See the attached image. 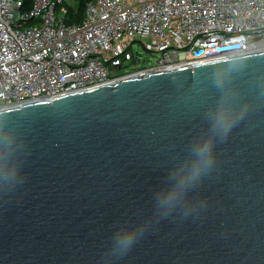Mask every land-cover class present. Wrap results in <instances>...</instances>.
<instances>
[{"label": "water", "instance_id": "water-1", "mask_svg": "<svg viewBox=\"0 0 264 264\" xmlns=\"http://www.w3.org/2000/svg\"><path fill=\"white\" fill-rule=\"evenodd\" d=\"M0 264H264V50L0 110Z\"/></svg>", "mask_w": 264, "mask_h": 264}, {"label": "built area", "instance_id": "built-area-1", "mask_svg": "<svg viewBox=\"0 0 264 264\" xmlns=\"http://www.w3.org/2000/svg\"><path fill=\"white\" fill-rule=\"evenodd\" d=\"M68 1L0 0V110L264 50V0H92L75 24Z\"/></svg>", "mask_w": 264, "mask_h": 264}, {"label": "clouds", "instance_id": "clouds-1", "mask_svg": "<svg viewBox=\"0 0 264 264\" xmlns=\"http://www.w3.org/2000/svg\"><path fill=\"white\" fill-rule=\"evenodd\" d=\"M216 124L223 130L222 139H227V134L229 131L228 126L224 125L221 118H217ZM214 164V157L212 153V146L207 142L198 144L194 149V160L191 168L188 172L181 176L173 189V194L166 195L161 198V207L168 208L171 207L176 198V189L186 191L187 188L194 183H196L201 176L209 171ZM134 242V237L130 234H124L117 240V246L122 250L129 248Z\"/></svg>", "mask_w": 264, "mask_h": 264}, {"label": "trees", "instance_id": "trees-1", "mask_svg": "<svg viewBox=\"0 0 264 264\" xmlns=\"http://www.w3.org/2000/svg\"><path fill=\"white\" fill-rule=\"evenodd\" d=\"M31 0H25L29 4ZM92 0H69L65 3V20L67 24L80 23L83 20L86 5Z\"/></svg>", "mask_w": 264, "mask_h": 264}, {"label": "rangeland", "instance_id": "rangeland-1", "mask_svg": "<svg viewBox=\"0 0 264 264\" xmlns=\"http://www.w3.org/2000/svg\"><path fill=\"white\" fill-rule=\"evenodd\" d=\"M65 10H66V7H65ZM65 10H64V7H63V9L60 10V13H62V11L65 12ZM133 51L135 53H139L141 55L142 60H143V64H147V63L154 64V62L156 61L157 57L159 56L157 53L156 54H150V53L144 51V49L141 46H139V45H135L133 47Z\"/></svg>", "mask_w": 264, "mask_h": 264}]
</instances>
